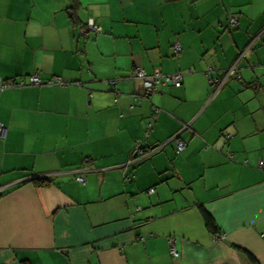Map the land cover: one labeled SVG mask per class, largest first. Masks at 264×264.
<instances>
[{
  "label": "crops",
  "instance_id": "crops-1",
  "mask_svg": "<svg viewBox=\"0 0 264 264\" xmlns=\"http://www.w3.org/2000/svg\"><path fill=\"white\" fill-rule=\"evenodd\" d=\"M33 74L65 84L0 90V264H264V0H0V77Z\"/></svg>",
  "mask_w": 264,
  "mask_h": 264
},
{
  "label": "built area",
  "instance_id": "built-area-1",
  "mask_svg": "<svg viewBox=\"0 0 264 264\" xmlns=\"http://www.w3.org/2000/svg\"><path fill=\"white\" fill-rule=\"evenodd\" d=\"M238 21V17L233 15L230 17L229 22L231 25H236ZM88 28L89 30H93V31H100V27L97 26L94 21H91L88 24ZM181 50L179 45H175V51L179 52ZM134 78L141 81L142 85H143V90H144V94L145 95H152L153 93H155L159 87L167 82L172 83L175 86H181L182 85V81H183V74L182 73H177L175 75H164L162 72L160 71H156L153 75H148L144 69L142 68H135L134 69ZM220 81L218 78H213L212 82H218ZM109 83L113 86L116 87L117 86V81L116 80H110ZM62 85L65 84V82L63 81V78L61 77H54L50 80H48L47 82H43L42 79L40 78V76L38 74H33V75H29L26 78H20V79H15V78H11V79H3L0 77V90H5L8 88H15V87H25V86H40V85ZM224 83H222L220 81V85L219 88L222 87ZM161 110L160 109H156L154 115L159 114ZM152 124L149 123L148 127H150ZM190 125H185V129L189 128ZM150 130L148 129L147 132H149ZM7 134V129L3 124H0V138H5ZM172 139H175L176 141V149L178 152L183 151L186 146H187V142L182 139L180 137V133L176 134ZM144 145L139 143L138 148L136 149L135 153L133 154V162L136 161H140L143 158H146L152 154H154L155 152H157L159 150L160 147H156L153 148L151 150H148V152L144 151ZM78 181L82 184L85 183V178L83 176H79L78 177ZM150 192H154L155 188H151L149 190ZM217 238H219V235H216ZM170 252L173 256H178V251L175 249L174 246H171L170 248Z\"/></svg>",
  "mask_w": 264,
  "mask_h": 264
},
{
  "label": "trees",
  "instance_id": "trees-1",
  "mask_svg": "<svg viewBox=\"0 0 264 264\" xmlns=\"http://www.w3.org/2000/svg\"><path fill=\"white\" fill-rule=\"evenodd\" d=\"M214 77H212L213 79ZM219 79V78H218ZM215 83V82H214ZM215 84H218V88H219V85H220V81L216 82ZM223 86V85H222ZM220 89V88H219ZM179 134V133H178ZM175 136V135H174ZM173 136V137H174ZM172 137V138H173ZM181 137V135H180ZM182 138V137H181ZM183 139V138H182ZM171 141H173L175 143V146H176V141L175 139H171ZM157 147H160V146H157ZM156 148V147H155ZM162 146L159 148V150H161ZM177 148V147H176ZM145 152H148V150L146 148H143ZM158 150V151H159ZM177 150V149H176ZM157 151V152H158ZM178 152V151H177ZM182 152V151H181ZM180 153V152H178ZM149 157V156H148ZM147 158V157H146ZM34 181L38 184H47V182H49V177L47 176H40L38 178H35ZM200 210H201V213L203 215V218L205 220V224H206V227L209 229V231H211L213 234L215 235H218L219 234V230H218V226H217V222L214 218V216L209 212V210H207L204 206H200ZM242 250V249H241ZM244 252H246L248 254V256L251 258V260L256 261V258L251 254V253H248L247 251L245 250H242Z\"/></svg>",
  "mask_w": 264,
  "mask_h": 264
},
{
  "label": "water",
  "instance_id": "water-1",
  "mask_svg": "<svg viewBox=\"0 0 264 264\" xmlns=\"http://www.w3.org/2000/svg\"><path fill=\"white\" fill-rule=\"evenodd\" d=\"M38 178V177H37Z\"/></svg>",
  "mask_w": 264,
  "mask_h": 264
}]
</instances>
